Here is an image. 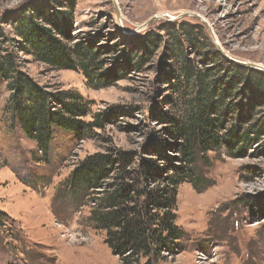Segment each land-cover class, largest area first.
<instances>
[{
    "label": "rangeland",
    "instance_id": "obj_1",
    "mask_svg": "<svg viewBox=\"0 0 264 264\" xmlns=\"http://www.w3.org/2000/svg\"><path fill=\"white\" fill-rule=\"evenodd\" d=\"M116 2L121 20L114 0H0L6 49L18 40L13 22L32 12L61 16L73 42L102 46L103 68L92 82L81 71L51 69L24 52L18 58L48 90L77 91L91 101L92 115L109 114L103 127L83 134L55 127L45 157L8 113L10 90L0 77V210L6 214L0 264H123L90 220V196L68 191L74 169L98 152L131 153L136 164L139 156H152L148 151L156 144L177 163L180 142L172 119H184L191 100L180 67L184 60L203 68L216 62L210 27L232 57L264 65V0ZM242 92L232 101L249 103L245 113L215 115L220 125L262 124L264 98L250 109V95ZM206 156L202 190L189 182L178 187L184 249L161 264H264V135L234 155L223 147Z\"/></svg>",
    "mask_w": 264,
    "mask_h": 264
},
{
    "label": "trees",
    "instance_id": "obj_2",
    "mask_svg": "<svg viewBox=\"0 0 264 264\" xmlns=\"http://www.w3.org/2000/svg\"><path fill=\"white\" fill-rule=\"evenodd\" d=\"M59 18L48 13L23 14L13 22L16 46L6 49L5 42H0V77L10 90L7 111L45 157L50 154L55 127L83 134L103 127L109 115H92L91 101L77 91H50L21 69L19 52L51 69L81 71L90 82L103 68L102 46L73 42ZM217 49L216 62L209 68L189 60L180 67L191 100L186 117L172 119L180 142L177 163L160 144L148 151L152 156H139L136 164L137 155L131 153L98 152L80 161L69 179L68 191L90 196V220L105 232V243L123 264H161L181 252L187 233L177 224L178 187L189 182L202 190L206 177L200 165L209 161V151L226 147L234 155L245 150L249 140L264 135V121L244 129L239 123L222 126L215 117L245 113L249 103L232 101L237 91L248 92L251 104L264 98V70L232 62ZM158 157H163L164 164ZM4 217L0 210V227Z\"/></svg>",
    "mask_w": 264,
    "mask_h": 264
},
{
    "label": "water",
    "instance_id": "obj_3",
    "mask_svg": "<svg viewBox=\"0 0 264 264\" xmlns=\"http://www.w3.org/2000/svg\"><path fill=\"white\" fill-rule=\"evenodd\" d=\"M114 4H115V12H116V16H117V18H118L119 20H121V13H120V11H119V8H118V5H117L116 0H114ZM156 18H157V16L152 17L150 20H148V21L146 22V24L149 23L150 21L156 19ZM173 19H175V18H173ZM209 31L211 32V35H212L214 41L216 42V44H217V46H218L219 52H220L221 54H223V56H225L227 59L231 60L232 62H236V63H238V64H242V65H245V66L254 67V68H259V69L264 70V65H263V64H259V63H255V62H249V61H244V60H239V59H236V58L232 57V56H231L229 53H227V52L225 51V49L219 44V42L217 41V38H216L215 34L213 33L211 27L209 28Z\"/></svg>",
    "mask_w": 264,
    "mask_h": 264
}]
</instances>
